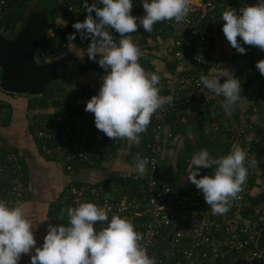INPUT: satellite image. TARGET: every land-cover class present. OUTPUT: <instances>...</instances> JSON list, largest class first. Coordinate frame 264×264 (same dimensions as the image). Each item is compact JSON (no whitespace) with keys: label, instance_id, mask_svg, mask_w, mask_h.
Segmentation results:
<instances>
[{"label":"built area","instance_id":"obj_1","mask_svg":"<svg viewBox=\"0 0 264 264\" xmlns=\"http://www.w3.org/2000/svg\"><path fill=\"white\" fill-rule=\"evenodd\" d=\"M141 2L142 0H132V15H137ZM83 3L68 2L66 6L70 12L87 14ZM92 3L102 6L99 0H93ZM8 6L9 0H0L1 11ZM247 6L243 2L230 0H190L189 15L184 22L177 24L166 20L158 28L162 34L166 26L175 29L171 52L179 68L172 75L159 76L160 95H172L174 99L173 104L165 105L152 116V140L147 145V152L140 154L149 159L147 173L143 176L138 173L129 175L134 180H145L139 193L126 194V187L120 182L115 185L111 182H72L68 187V207L78 206L77 202H93L108 211L109 219L113 213L127 216L135 230L142 234L141 243L148 255L156 260V264H264V219L247 213L254 167H249L240 198L232 202L230 210L224 215L212 214L199 189L184 191L183 188H175L154 176L173 136L166 131L167 118L172 113L180 114L185 107L196 103L207 115L214 114L211 121L214 133H225L232 146L239 144L247 151L246 167L253 158L256 159L255 139L249 124L239 122L237 111L228 115L221 107L224 98L216 96L200 83V77L207 76L211 43L217 35L215 27L224 23L222 13L231 7L239 14V10ZM73 33L76 36L80 34L73 27L69 28L68 24L61 25L60 31L58 28L51 29L50 35L55 41L42 53L43 58L58 59L68 45V35ZM1 78L0 68V84ZM98 92L99 89L94 94L97 95ZM78 94L80 93L70 90L59 91L54 96L58 103L57 113L50 122H40L35 129L42 153L62 160L66 169L73 174L81 169V164L92 166L102 147L118 145V139L112 140L97 129L88 144L76 151L72 149L75 128L64 98H76ZM1 119L0 106V123ZM108 156L113 155L109 153ZM259 156L262 157L263 154L260 153ZM5 160L3 165L0 164V183L1 176L5 178V184H0L3 188H0V199L13 206L22 203L25 197L24 165L19 154L14 151L8 152ZM119 209L124 211L118 212ZM104 226L106 225L102 223L95 225L98 230Z\"/></svg>","mask_w":264,"mask_h":264},{"label":"clouds","instance_id":"obj_2","mask_svg":"<svg viewBox=\"0 0 264 264\" xmlns=\"http://www.w3.org/2000/svg\"><path fill=\"white\" fill-rule=\"evenodd\" d=\"M99 3L102 6L89 5L84 0L86 18L72 25L82 41L90 39L88 58L106 70L98 94L86 103L85 111L94 114L96 128L108 138L127 139L138 145L152 116L165 105L173 104L174 97L160 95V77L139 63L142 52L132 33L137 32L138 22L148 33L157 22H184L190 0H142L145 15L141 17L132 15V0ZM222 21L226 39L239 54H246L241 41L264 51V0L241 8L239 14L228 7L222 13ZM109 29L119 34L118 40ZM75 38L74 33L67 37L69 41ZM256 68L264 75V59L256 63ZM200 83L224 98L221 107L228 115L242 99L241 82L230 73L224 83L203 75ZM246 160L247 151L239 144H233L227 155L216 158L207 149L192 156L187 180L203 193L213 215L226 214L232 202L240 198L249 167L257 164L253 158L246 167ZM134 162L138 175H145L149 159L137 153ZM201 168L213 169V174L197 178ZM77 205L61 209L60 219L66 213L67 223L49 224L42 246L37 247L33 222L26 215L24 204L9 206L0 199V264H19L22 255H30V264H156L141 243L142 234L127 216L113 213L109 219L108 211L93 202ZM98 223L106 226L98 230Z\"/></svg>","mask_w":264,"mask_h":264},{"label":"crops","instance_id":"obj_3","mask_svg":"<svg viewBox=\"0 0 264 264\" xmlns=\"http://www.w3.org/2000/svg\"><path fill=\"white\" fill-rule=\"evenodd\" d=\"M67 1L78 3L77 0ZM230 1L243 2L247 5H255L258 2V0ZM80 15L86 17L87 14L69 12L67 10L64 13L61 12L56 24H53L51 29H57L63 24H68L70 28L72 27L70 23L83 22L84 19ZM137 15V17L145 15L144 9L142 8L140 11L138 9ZM162 22H157L150 33L146 32L138 22V30L132 33V38L142 52L139 60L141 66L149 73H155L158 76H169L179 68L171 52L176 32L175 29L166 26L164 34L159 33L157 26L160 25L159 23L162 24ZM222 27L223 23L215 27L217 35L211 43L207 77L209 79H220V83H224L229 73L237 77L242 72L243 75L247 74L253 78L251 87L246 95L242 96L235 111H237V119L240 123L249 124L250 132L253 133L255 139V160L257 164L254 167L255 173L252 175L250 194V197L254 198L264 194V167L262 164L264 162V109L260 110L264 105V92L261 85L264 81H262L264 75H261L256 68V63L264 59V51H261L258 47L243 44L241 41V46L246 49V54H239L226 39ZM111 30L109 29V31ZM77 36L72 41L67 39L68 45L59 55V58L69 61L71 70H73L70 77L66 80L67 84L70 85L56 89L53 92L52 103L49 102L50 104L47 107L31 110L29 107L30 98L19 95L10 97L0 93V98L5 101V107H1L0 145L7 150L16 149L20 153V159L24 161L27 167L29 184L25 195L29 193V197L25 198L22 204L25 206L26 215L33 222L37 247L42 246L48 225H54L50 211L54 210L58 205L60 207L62 204L67 203L66 191L69 185L73 181L101 182L109 180L112 176L130 177L129 175L124 176L123 173H137L135 165L129 161L132 156H135L139 151L143 152L142 150L146 148L147 143L146 145L144 143L151 131V128L148 127L146 132L140 134V143L138 145L127 139H118V145L111 152L113 156H108L99 168L78 170L75 174L63 166L62 160L57 158H55L56 160H49L40 152L38 141L31 130V126L36 128L37 123H48L52 120L57 113L56 108L58 106L54 96L61 90L80 93L76 98H64L65 104L71 111L75 128L73 142H75L77 147L80 148L86 144L87 138L95 130L94 114L85 111V107L86 103L95 95L94 92L100 89L102 77L106 74V70L101 66H96V62H92L93 60L88 58L86 49L90 43L83 44ZM77 61L78 66L74 68ZM80 68L82 73L77 72ZM259 81L262 83L260 84ZM240 82L243 91L244 81L240 80ZM242 91L241 93H243ZM35 102L37 103L38 99H35ZM38 113L40 115L36 116ZM209 115L212 116L208 118ZM213 117L214 114L209 113L207 115L196 103L185 107L180 114H176V116L171 114L167 118L166 131L171 132L173 136L169 141L168 153L165 154L161 163L164 169L165 178L163 180L165 182L175 188L181 187L184 191L196 188L194 184L187 180L191 167L185 173H180L175 169L174 164H177L178 157L186 146L184 145L186 141L195 142L199 139L202 129L207 137L225 140L226 144L216 145L214 150L218 148L220 151L230 143L229 137L225 133L220 134L212 131L211 121H213ZM230 146L232 149V145ZM138 148L140 150H137ZM260 153L263 154L262 157L259 156ZM209 154L214 158L213 150ZM117 182L122 183L121 181ZM1 183V185L5 184L4 176L1 177ZM125 193L128 195L132 194L130 189L126 190ZM258 212H261L259 213L261 214L259 218L263 219L264 203L257 209ZM63 220L68 221L66 214ZM19 264H30V255H22Z\"/></svg>","mask_w":264,"mask_h":264},{"label":"trees","instance_id":"obj_4","mask_svg":"<svg viewBox=\"0 0 264 264\" xmlns=\"http://www.w3.org/2000/svg\"><path fill=\"white\" fill-rule=\"evenodd\" d=\"M77 1H78V3H83L84 2V0H77ZM92 1L93 0H87L88 3H92ZM56 2H57V10L59 12L58 15H60L61 12L62 13L66 12V10L69 11L68 7L66 6V3H65L66 1H61V2L56 1ZM40 3H41V0H9L8 11L4 13L3 11L0 10L1 11L0 12V26H1V28L2 29H6V30L12 29V31H13L12 33L13 34H11L9 36L10 38H12L21 29V27L24 24L27 16L30 13H32L34 11H39V10L40 11H44V10H42V8L40 6ZM142 8L143 7H142V2H141V3H139V11H140V9L142 10ZM94 16H95V14H94ZM136 16H138V15H136ZM80 17L83 18V19L86 18L84 15L83 16L80 15ZM19 24H21V25L18 26ZM72 24L73 23H70L71 26H72ZM159 24L160 25H158L157 28H159L161 26V23H159ZM52 26H53L52 23H50V28L48 30V38H47L46 42L44 43V45L41 48H39V50H38V52L36 54V58H37L38 62H40V63L45 62V61H53L54 60V59H51V57L47 58V59H44L43 56H42V53L48 47H50V45L55 41V38L51 37V35H50ZM58 30L60 31V27H58ZM111 32H112L113 36L118 40L119 39V34L116 33L114 29H112ZM77 37L85 45L90 43V39H86V40L82 41L81 38H80V34ZM62 52H63V50H62ZM51 56H53V55H51ZM98 59H99V57H97V60ZM92 62H94V61H92ZM95 65L99 66V64L97 62L95 63ZM72 72H73V70L68 75L69 77L72 74ZM77 72L82 73V69L80 68V70H78ZM69 77H67V79ZM237 77H238L239 80H243L244 81V89L242 91L244 94L241 93V97H242V96L246 95V93L248 92L249 88L251 87L253 78H251L247 74L243 75L242 72H240V74L237 75ZM58 88L59 87H57L56 89H58ZM55 90L53 89L52 91L46 93L47 92V89H46L45 92L42 95H38V96H28V95H22V94L8 93V92L3 91L1 88H0V93H2L3 95L10 96V97L16 96V95L28 97V98H30L29 107H30L31 110H34V109H37V108L47 107L50 104L48 102V98L49 99L52 98L53 92ZM35 99H38L37 103L35 102ZM4 104H5V101H3L0 98V106L4 108L5 107ZM172 114H174L176 116V113H172ZM38 115H40V113L36 114V116H38ZM37 126H38V123H37V125L35 127H37ZM148 127L151 128V131L149 132V134L147 136V140L144 143L145 145H146V143L148 145V143L152 140L153 128H154L153 118H151V124H149ZM35 129L36 128H32V126H31V130L33 131V134L36 137ZM96 130H97V128L95 126V130L92 132V134L86 140L87 144H88V141L91 140V138H93ZM37 141H38L39 150L42 153V151H41V142H39L38 139H37ZM222 144H226L225 140H223V139L222 140H218V138L214 139V138L209 137V136L207 137L204 134L203 129H202L199 139H197L195 142L186 141V144H184L186 146H185L184 150L181 152L180 156L178 157L177 164H174L175 169L178 172H180V173H185L189 169V167H191L190 162H191L192 156L196 152L200 151L201 149H207L209 153L211 152V150H213L214 158L219 157V156H223V155H227L231 151V146H230L231 144L230 143L225 148H222L220 151H217V148L214 150V147H216V145L218 146V145H222ZM147 145H146V148L142 150L143 152H140V151L139 152L137 151V152L139 154H145L147 152ZM114 148L115 147H113V146L110 147V148H105V147L103 148L102 147V149L99 150V152H98V157L95 158V163L92 166H89L88 164H81L80 165V168H81L80 170L83 171V170H86V169L99 168L101 166V164L104 163L105 159L107 158V155L109 153H111L112 151H114ZM72 149L74 151L79 149L77 147V145L75 144V142L72 143ZM137 150H140V148H138ZM12 151L20 154L16 149H13V150L12 149L11 150L8 149L7 150L4 146L0 145V164L3 165L6 162V160H5L6 154L8 152H12ZM166 152L168 153V150ZM136 154H135V156H136ZM135 156H132L130 158V161H129L133 165H135V162H134ZM45 157H47V159H49V160H56L53 157H49V156H45ZM21 161H22V163L24 165L23 182H24V185L26 186V188H28V184H29L28 174L29 173L27 171V167H26L24 161L23 160H21ZM262 164H263V167H264V162H262ZM63 166L66 168L65 164H63ZM212 174H213V169L201 168L200 172H199V175H198V178H200L203 175H212ZM112 180L121 181L122 183H124L125 187H126V190L130 189V193H132V194L139 193V191L141 189V185L145 182V180L143 178L134 180L132 177H121V176L114 177V176H112L109 180L101 181V183L105 184V183H107L109 181H112ZM73 182H75L76 184H82L83 183V182H80V181L79 182L78 181H73ZM0 188H2V187H0ZM5 189L7 190V187H5ZM28 197H29V193L28 194L26 193L24 199L25 198L27 199ZM263 203H264V194H260L258 197L255 196L254 198L253 197H249V202H248V206H247V213L250 214V215H253L255 218L261 217V214H259L261 212L257 213V209L260 208ZM67 205H68V203H64L60 207L58 205L56 208H54V210L50 211L51 219H52L54 225H57V224H60V223H65V224L67 223L66 220H61L60 219L61 209H67L68 208ZM263 215H264V213H263Z\"/></svg>","mask_w":264,"mask_h":264},{"label":"water","instance_id":"obj_5","mask_svg":"<svg viewBox=\"0 0 264 264\" xmlns=\"http://www.w3.org/2000/svg\"><path fill=\"white\" fill-rule=\"evenodd\" d=\"M49 28L45 12L39 10L27 16L21 29L12 38L0 31V87L3 91L28 96L42 95L51 83L71 73L70 64L64 58L42 63L36 58L39 48L48 38ZM77 66L78 61L74 68ZM154 176L160 180L165 178L162 166L157 167Z\"/></svg>","mask_w":264,"mask_h":264},{"label":"rangeland","instance_id":"obj_6","mask_svg":"<svg viewBox=\"0 0 264 264\" xmlns=\"http://www.w3.org/2000/svg\"><path fill=\"white\" fill-rule=\"evenodd\" d=\"M57 0H41V3H40V6L42 8V10H44L47 18H48V21L50 23H52V25L56 24L57 22V19L59 17L58 15V10H57ZM67 1V0H65ZM9 8V6H8ZM8 8L6 10H4L3 12H7L8 11ZM1 12V11H0ZM21 24H19L18 26H20ZM17 30V29H16ZM0 31L2 32V34L8 38H10L9 36L11 34H13L12 32V29H9V30H6V29H2L1 26H0ZM43 56V55H42ZM44 57V56H43ZM51 59H54V57H52ZM69 77V76H67ZM67 77L63 78V79H60V80H57V81H54L53 83H51L48 87H47V92H50L52 91L53 89L55 90L57 87H68L70 84H67ZM264 79H262L263 81ZM259 83L261 84L262 82L259 81ZM262 87H263V92H264V81L263 83L261 84ZM48 102H51L52 103V98H48ZM264 109V105L262 106V108L260 109L261 111ZM254 146H255V142H254ZM2 177V176H1ZM111 182L113 185L117 184L118 182L116 180H112V181H109ZM66 214V213H65Z\"/></svg>","mask_w":264,"mask_h":264}]
</instances>
